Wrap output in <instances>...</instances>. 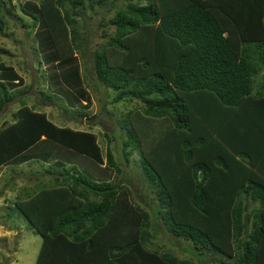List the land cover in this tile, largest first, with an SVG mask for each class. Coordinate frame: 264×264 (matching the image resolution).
<instances>
[{"label":"trees","instance_id":"trees-1","mask_svg":"<svg viewBox=\"0 0 264 264\" xmlns=\"http://www.w3.org/2000/svg\"><path fill=\"white\" fill-rule=\"evenodd\" d=\"M104 2L37 3L36 22L52 48L44 61L69 65L49 78L65 81L60 91L71 108L89 101L71 58L84 40L78 18ZM109 6L112 13L98 20L105 39L92 48L91 68L112 91L111 101L138 103L117 120L121 148L126 160V147L138 151L140 180L159 220L150 221L129 185L101 176L99 163L119 169L94 131L57 124L18 96L12 119L0 121V165L36 145L39 162L52 146L95 166L57 157L42 168L50 176L12 201L40 235L33 264H196L154 246L157 227L188 240L199 259L211 248L233 255L232 264H264V0H109ZM0 69L1 109L24 90L13 91L18 76L10 65L0 61ZM39 94L52 102L50 92Z\"/></svg>","mask_w":264,"mask_h":264},{"label":"rangeland","instance_id":"rangeland-1","mask_svg":"<svg viewBox=\"0 0 264 264\" xmlns=\"http://www.w3.org/2000/svg\"><path fill=\"white\" fill-rule=\"evenodd\" d=\"M2 1L0 61L10 65L18 76V81L14 80L13 91L24 90V93H16L13 100L4 103L0 109V120L3 118L12 119V112L19 105L18 96L23 95L28 105L44 110L48 117L57 124H67L94 131L103 155L104 151L109 148L119 169L103 163L99 165L103 169L100 171L101 176L111 179L113 183L120 180V182L129 185L133 200L148 209L150 221L155 225V222L159 220V218H155V211H153L156 203L150 188L140 180L139 153L135 148L128 146L125 148L127 160L124 158L121 148L123 132L117 124L120 113L138 103L136 100L111 101L112 91L98 82L91 68L92 48L97 47V44L105 39L101 32L102 28H106V26L101 27L98 20L100 15L107 17L113 10L109 6V0H105L102 6L93 9L94 12L86 9L84 17L78 18V30L84 40L82 45L72 50L71 58L76 62L79 83L89 101L85 106H81L77 102L79 104L72 108L67 106L66 98L60 91L66 89L65 81L55 75L52 81L49 78L50 73H58L62 67L67 68L69 65L68 63L57 64L56 61L55 63L54 61L50 63L44 61L45 56L52 51V48L50 44L44 43L46 33L36 22L37 15H39L38 0ZM104 5L108 6V9L103 8ZM110 30L111 28L108 27L107 31ZM2 72L0 69V76H2ZM258 79L259 75H255L253 86H256ZM41 89L52 94V102L42 99L43 97L39 94ZM86 100L87 98L83 102ZM80 111L84 112V116H78ZM71 117L76 119H71ZM53 154V158L60 156L55 150H53ZM73 159L80 163L76 161L71 163L83 166V160L79 156L78 158L73 157ZM50 163L51 160L48 158L45 163L34 159L29 162V165H2L0 167V264H33L34 262L40 235L28 228L24 218L12 206V201L18 197H24L25 192L32 187L33 183L35 184L38 179H44L48 173H45L42 167ZM64 163L67 165L66 162ZM92 165L94 162H89L88 170L95 169V166ZM256 205L257 202L249 200L250 207ZM152 214L155 216L154 218ZM150 239L153 245L158 246L159 249L170 251L178 257H186L196 264H217L219 262L220 264H232L234 258L233 255L226 256L214 249L204 248L201 250L203 256L199 259L187 249L186 246L190 247L188 240L174 238L159 227H157V233Z\"/></svg>","mask_w":264,"mask_h":264},{"label":"crops","instance_id":"crops-1","mask_svg":"<svg viewBox=\"0 0 264 264\" xmlns=\"http://www.w3.org/2000/svg\"><path fill=\"white\" fill-rule=\"evenodd\" d=\"M2 120V119H1ZM0 120V121H1ZM73 127V126H72ZM77 128V127H76ZM43 137V136H42ZM45 147H47V145H45ZM50 153L49 155H46L47 157L44 158V160H42V162L45 163V160L48 158V160L50 159L51 160V163H53V159H56L57 157L53 158L52 156L54 155L53 154V147L50 146ZM36 149V145L32 146V147H28L26 150H24L22 153H18L15 157L13 156L11 158V161L10 162H7V163H4L2 165H7V166H16V165H29V162L33 161L35 158L34 156L36 155L33 151ZM28 151L31 152L28 154ZM56 152V151H55ZM62 156L63 158H61L60 156ZM58 156L60 157V159L63 161V162H66L67 165L71 164V162H74L76 160L73 159L74 155H70V153L68 152V150H65V151H62L61 154H59ZM78 156V155H77ZM75 156V158L77 157ZM81 160L83 161H86V162H82V164H87L89 163V159L85 158L84 156L82 158H80ZM47 162V161H46ZM76 162H79V161H76ZM80 163V162H79ZM103 163H99V165H101ZM0 165V167L2 166ZM49 165V164H48ZM47 166V165H46ZM43 168V167H42ZM1 171V169H0ZM45 173H48L46 176L44 177H47V176H50L51 175V172L50 171H44ZM32 185V184H31ZM33 188V187H32ZM31 190V188L29 189Z\"/></svg>","mask_w":264,"mask_h":264}]
</instances>
